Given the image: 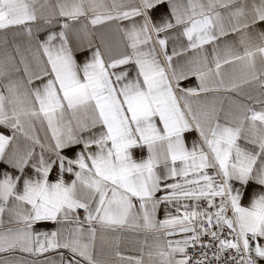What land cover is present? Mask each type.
Listing matches in <instances>:
<instances>
[{"label":"snow or ice","instance_id":"obj_1","mask_svg":"<svg viewBox=\"0 0 264 264\" xmlns=\"http://www.w3.org/2000/svg\"><path fill=\"white\" fill-rule=\"evenodd\" d=\"M0 264H264V0H0Z\"/></svg>","mask_w":264,"mask_h":264},{"label":"crops","instance_id":"obj_2","mask_svg":"<svg viewBox=\"0 0 264 264\" xmlns=\"http://www.w3.org/2000/svg\"><path fill=\"white\" fill-rule=\"evenodd\" d=\"M12 37L10 36L9 39H11ZM18 39H22V38H18ZM160 218H163V213L161 212L160 214ZM49 227H51V225H49ZM23 255V254H21ZM55 256V253L53 252H49V253H45L43 256H39V257H26L27 259H30V260H42L44 259L45 257H53Z\"/></svg>","mask_w":264,"mask_h":264}]
</instances>
